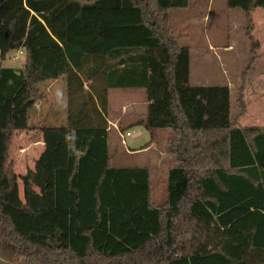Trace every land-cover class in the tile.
<instances>
[{
  "label": "trees",
  "instance_id": "1",
  "mask_svg": "<svg viewBox=\"0 0 264 264\" xmlns=\"http://www.w3.org/2000/svg\"><path fill=\"white\" fill-rule=\"evenodd\" d=\"M190 4L0 0V264H264V127L239 124L264 0H227L243 11L250 43L234 120L228 87L190 85L191 47L171 18ZM97 30L120 40L95 42ZM21 50L22 67L1 65ZM60 79L64 100L49 91ZM138 89L146 117L118 131L171 130L158 204L152 167L116 166L112 152L111 92ZM32 132L44 151L22 175L19 143Z\"/></svg>",
  "mask_w": 264,
  "mask_h": 264
},
{
  "label": "crops",
  "instance_id": "2",
  "mask_svg": "<svg viewBox=\"0 0 264 264\" xmlns=\"http://www.w3.org/2000/svg\"><path fill=\"white\" fill-rule=\"evenodd\" d=\"M195 10L196 8L192 1V4H190V6L185 10H181V11L177 10V12H175L177 15L178 14L181 15V17L179 19L172 18V24L175 25L174 20L175 23L176 21L179 23V21L181 20L180 22L181 25H188L190 24V22L193 23L194 19L196 18V16H194ZM208 15L209 18L207 19H209V71H211L212 74L215 76L220 75V77L212 86H200L198 82H196L197 78L195 79L193 77V67L191 64L190 84L193 87H224V86L228 87L231 91L232 120H234V118H237L240 114V109L237 104V99L241 84V74L248 66L250 59V43L245 33L246 19L242 10L229 8L227 6V0H225V2H222L221 4L217 0H209ZM258 17H260L262 21L261 25L257 21ZM254 20L256 23V30L254 35L260 41L261 49L259 51L260 58L257 62L256 70L249 77L247 81L246 100L249 103V107L247 111L248 113L245 116L241 117V119L239 120V124L243 128L264 127V89L262 88L264 87V8H259L255 11ZM115 21H116L115 16H113V21L109 20L108 23H111L115 26ZM95 25L98 26L99 22H96ZM219 28H225L224 29L225 33L219 30ZM227 29L229 30L228 34H227ZM97 31L98 32H95L94 35H101V36L98 39L97 38L92 39L95 42H102L103 40L115 42L120 40L116 35L109 34L103 36V34L100 33V30ZM185 34L186 37L190 36L188 32H186ZM87 38L90 37L87 36ZM85 39L86 37H81V36H78L76 38V40L79 41H85ZM128 39L134 41V37L132 35H129ZM136 39L138 41H145L147 40V37L144 35H138ZM70 40L72 43L75 42L74 38L62 39V41H70ZM17 53L20 56H26L25 50H21L20 52ZM76 53L77 55L81 56L83 54L91 53V50L89 48H86V49H80L77 52L75 50L72 51L73 56H76ZM25 62L26 60L23 62L22 66L25 64ZM51 87L54 88V90L50 89L49 91L50 93H54L53 96L60 94L62 95L63 100L65 99L66 88H67L65 79L57 80L55 85H52ZM123 94L128 96H133L136 93L133 94L132 91L125 90ZM253 96L257 97L258 102L254 103L253 101H251V98ZM110 102H111V113L112 111L115 113V120H113V123L112 120L109 121L111 128L110 131L113 129V127L116 128L117 130H120L119 128L120 121H123L126 124L127 120H129L128 125L130 124L132 125L136 121H138V120H134V116L136 114L134 100H128L127 104H125V102L123 101L119 105V103L116 104L115 101L113 103L110 97ZM257 103L263 106L262 107L263 111L259 112L256 110ZM65 104L66 102L63 101V106ZM144 104H146L147 106V101H145ZM235 105H236V109H235ZM259 113H262V115L257 116V114ZM61 123L64 125L66 123V119L63 118V120H61ZM150 132L152 133L153 136L152 142L157 141V138L155 137L153 132L152 131ZM32 133L28 134L25 139L30 141L29 146H33L38 142V141L35 142L36 141L35 137L38 136L35 133L33 134ZM19 144H21L22 147L18 149L17 157L20 150L24 151L26 148L24 140H22ZM151 147L152 146H149L146 149L143 148L144 150L141 149V153L150 152L152 149ZM158 154H159L157 156L158 161L157 163H153V164L157 165V169H159L161 185H167L168 174L169 171L173 168V162L168 154V148L167 150H161V153L158 152ZM18 160H19V164L22 165L23 163L19 157ZM36 160L37 159H35V161ZM147 164H145L146 167L147 166L153 167L152 165H150V163L148 165ZM28 168H31V166ZM3 261L9 264L8 261L6 260Z\"/></svg>",
  "mask_w": 264,
  "mask_h": 264
},
{
  "label": "rangeland",
  "instance_id": "3",
  "mask_svg": "<svg viewBox=\"0 0 264 264\" xmlns=\"http://www.w3.org/2000/svg\"><path fill=\"white\" fill-rule=\"evenodd\" d=\"M195 5V15L193 23L190 22L188 25H181L174 20V29L176 31H182L184 34L188 32L190 36L186 37L182 41V44L188 45L191 47V64L193 67V77L197 80L200 86H212L220 77V75L215 76L209 71V0H192ZM191 1V4H192ZM221 4L225 0H217ZM201 2V3H199ZM172 14L171 18L179 19L181 15ZM176 16V17H175ZM208 20V21H207ZM257 21L261 25L262 21L260 17L257 18ZM184 28V29H183ZM225 28H219V30L224 32ZM227 29V34H228ZM225 33V32H224ZM10 59L3 62L4 67H20L23 62L26 60V56L18 55L17 51H12L9 54ZM260 69V67H259ZM260 72V71H259ZM191 85V84H190ZM193 87V86H192ZM264 89V87H262ZM136 93L133 96H128L123 94L124 90H113L111 92V100L115 103H128V100H134L136 114L134 120H141L146 117L147 106L145 103V91L144 89L130 90ZM128 99V100H127ZM251 101L254 103L258 102L256 96L251 98ZM263 106L259 103L256 104V110L261 112L263 111ZM236 109V105H235ZM248 113V112H247ZM262 115V113L257 114V116ZM234 118V117H233ZM110 120H115V113L112 111ZM127 125L129 120H127ZM113 127V126H112ZM132 133L131 136L122 135L116 128L113 127V136H112V152L115 157L116 166H145L148 162L152 165L153 170V179H152V196L153 201L158 203H163L167 197V186L161 185V179L159 174V169L157 165V156L161 153V150H167L168 143L171 137V130L169 129H160L153 130V134L157 138V141H153L152 133L141 126L133 127L130 129ZM37 134V133H36ZM35 142L33 146L30 145V141H25L26 148L24 151L18 153V157L22 161V165H19L18 172L19 174L25 175L27 168L31 166L32 169L35 167V159H38L44 151V144L40 137H35ZM40 140V141H39ZM152 146L151 151L148 153H141V149ZM171 158V157H170ZM148 163V164H149ZM147 164V165H148ZM1 254V251H0Z\"/></svg>",
  "mask_w": 264,
  "mask_h": 264
},
{
  "label": "built area",
  "instance_id": "4",
  "mask_svg": "<svg viewBox=\"0 0 264 264\" xmlns=\"http://www.w3.org/2000/svg\"><path fill=\"white\" fill-rule=\"evenodd\" d=\"M126 135H127V136H131V135H132V133H131V132H128Z\"/></svg>",
  "mask_w": 264,
  "mask_h": 264
}]
</instances>
